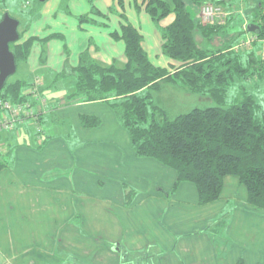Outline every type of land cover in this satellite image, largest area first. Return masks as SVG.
I'll return each mask as SVG.
<instances>
[{
    "label": "crops",
    "instance_id": "obj_1",
    "mask_svg": "<svg viewBox=\"0 0 264 264\" xmlns=\"http://www.w3.org/2000/svg\"><path fill=\"white\" fill-rule=\"evenodd\" d=\"M228 1L234 22L241 12L253 17L246 0L239 1L240 10ZM61 2L44 4L25 62L38 71L27 84L38 78L42 95L48 94L40 118L45 143L38 144L29 122L0 135L8 145L0 169V264H264V212L248 204L237 177L224 179L217 201L199 205L195 184L182 181L175 188L174 169L133 152L128 130L108 102H67L75 86L70 73L83 51L104 65L126 63L123 40L111 35L120 31L121 14L144 36L152 63H173L162 54L156 24L138 7L142 1L124 0L119 8L115 0H94L103 14L116 7V14L93 15L104 26L77 19L89 13L88 0L66 12ZM52 34L61 37L42 42ZM62 87L69 92L55 94ZM84 116L100 123L84 126Z\"/></svg>",
    "mask_w": 264,
    "mask_h": 264
},
{
    "label": "trees",
    "instance_id": "obj_2",
    "mask_svg": "<svg viewBox=\"0 0 264 264\" xmlns=\"http://www.w3.org/2000/svg\"><path fill=\"white\" fill-rule=\"evenodd\" d=\"M115 1L119 8H124V0ZM141 1L138 7H144L162 36L163 56L173 63L165 68L152 63L142 45L144 36L120 13L123 21L120 31L111 35L123 40L126 63L104 65L94 60L88 50L83 51L79 64L70 73L75 86L67 95V102L76 99L108 102L128 130L133 152L174 169L178 174L175 188L182 181L195 184L199 205L217 201L224 179L231 175L245 185L248 204L264 212V108L248 91H244L236 103L227 102L229 89L236 80L264 81V62L257 54V45L236 49L242 32L230 34L223 40L225 30L235 23L231 15L227 23L221 25H206L200 21L201 5L212 2L224 6L228 0ZM88 2L91 9L77 17L80 23L104 26L92 19L93 15L105 17L117 12L116 7H111L103 14L94 0ZM252 2L253 6L248 5L253 16L249 23L258 24L260 32L257 33L264 37V0ZM170 15L174 20L162 26L161 22ZM40 16L37 13L35 18ZM19 35V40L10 44L17 68L19 63L28 60L38 39L32 36L21 40V33ZM59 37L60 34H52L42 42ZM44 56L45 52L42 58ZM65 75L64 72L59 76ZM166 83L180 86L186 92L206 95L217 105L193 108L171 118L151 99L152 92ZM29 86L21 79L7 80L0 99L13 103L23 101ZM82 119L84 126L94 127L100 123L90 116ZM4 154H0V169L4 166ZM235 264L246 263L239 260Z\"/></svg>",
    "mask_w": 264,
    "mask_h": 264
},
{
    "label": "rangeland",
    "instance_id": "obj_3",
    "mask_svg": "<svg viewBox=\"0 0 264 264\" xmlns=\"http://www.w3.org/2000/svg\"><path fill=\"white\" fill-rule=\"evenodd\" d=\"M48 1V0H46ZM42 2V6L39 5L36 0H0V19L3 17L5 12H8L12 17L19 20L20 25L18 28L19 33L22 35V39L28 38L29 35H33L35 33V29L31 28L34 23L36 22L35 16L37 13H40L41 9H43L44 4L46 3ZM83 0H62L60 3V9L64 11L70 10L73 4H81ZM231 2L234 1V6L240 7L242 4L239 3L240 0H230ZM257 1V0H254ZM260 1V0H258ZM263 1V0H261ZM246 6L248 5H254L252 0H246ZM239 3V4H238ZM228 4V2H227ZM237 4V5H236ZM237 7V8H238ZM239 9V8H238ZM244 8H242L243 10ZM240 10V9H239ZM75 11H77V8H75ZM255 12V11H254ZM241 15H237V20L235 24H233L231 27H228L227 30H225V37H223V40H227L230 34H236L241 33L242 35L239 37V39L244 38L245 36H248L251 34V32H247L246 28L243 30L242 24L250 21L252 22V18L250 14H246L248 19L243 18V14L238 13ZM199 15V14H198ZM237 24V25H236ZM253 23H247L246 26ZM48 29V28H47ZM47 29H45V33H47ZM201 36L199 37V39ZM239 49V48H236ZM33 55V54H32ZM153 56H151L152 58ZM153 59V58H152ZM152 62V61H151ZM32 66H30V62L27 63H19L17 71L15 74L11 75L8 78V81H14L17 79H22L25 82L28 81V79L33 76V74H38V71L32 70ZM244 91H248L251 93L255 100H257L258 104L261 105L262 108H264V82L263 81H257L252 78L247 80H241V81H235V83L230 87L228 95H227V102L236 103L243 97ZM55 94H65L69 92V89H66L62 87V90L58 88V91H54ZM48 99V94L45 95ZM45 97V98H46ZM154 103L159 105L161 108H163L168 116L171 118H175L179 116L181 113H186L192 110L193 108H202V107H209L213 105H217V102L212 100L206 95H197L193 94L191 92H186L180 88V86H174L170 83H166L161 88H158L157 90L152 92V98ZM218 229H220L218 227ZM222 232V231H220ZM149 261V260H146Z\"/></svg>",
    "mask_w": 264,
    "mask_h": 264
},
{
    "label": "built area",
    "instance_id": "obj_4",
    "mask_svg": "<svg viewBox=\"0 0 264 264\" xmlns=\"http://www.w3.org/2000/svg\"><path fill=\"white\" fill-rule=\"evenodd\" d=\"M199 19L206 25L210 24H225L231 15L228 9L223 5H216L212 2L201 5ZM245 24L244 29L247 27ZM259 44L257 54L264 62V37H260L258 33H251L235 47L246 49L253 45ZM41 80L36 78L27 89V97L23 101L13 103L11 101L0 99V135L10 132L17 125L29 122L35 129L37 142L39 145L43 142V126L40 123V118L45 113V107L48 99L42 95ZM7 141L0 137V154L6 152Z\"/></svg>",
    "mask_w": 264,
    "mask_h": 264
},
{
    "label": "water",
    "instance_id": "obj_5",
    "mask_svg": "<svg viewBox=\"0 0 264 264\" xmlns=\"http://www.w3.org/2000/svg\"><path fill=\"white\" fill-rule=\"evenodd\" d=\"M45 2L46 0H39ZM19 20L5 12L0 20V91L8 78L17 71L15 56L10 49V44L19 40ZM247 30L251 33L260 32L258 24H249Z\"/></svg>",
    "mask_w": 264,
    "mask_h": 264
}]
</instances>
